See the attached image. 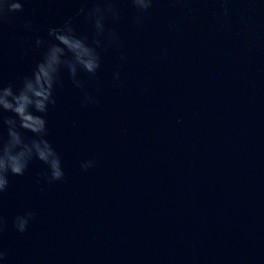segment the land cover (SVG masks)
<instances>
[{
  "label": "water",
  "instance_id": "1",
  "mask_svg": "<svg viewBox=\"0 0 264 264\" xmlns=\"http://www.w3.org/2000/svg\"><path fill=\"white\" fill-rule=\"evenodd\" d=\"M92 6L25 0L0 22L3 83L18 89L56 43L48 29L69 18L92 45L95 29L77 14ZM114 6L96 75L78 70V88L62 67L55 105L36 113L64 179L48 183L33 157L0 194V264H264V0ZM27 211L19 233L13 219Z\"/></svg>",
  "mask_w": 264,
  "mask_h": 264
},
{
  "label": "clouds",
  "instance_id": "2",
  "mask_svg": "<svg viewBox=\"0 0 264 264\" xmlns=\"http://www.w3.org/2000/svg\"><path fill=\"white\" fill-rule=\"evenodd\" d=\"M25 0H0V22H3L11 13L23 12ZM138 14H147L152 8L154 0H129ZM92 7L86 10L79 9L78 15L85 14V18L92 23L95 29L93 44L87 43V37L77 36L69 18L61 27L48 29V35L56 43L47 46L43 59L36 64L30 76L22 79L21 86L17 89L12 84L5 85L0 79V127L7 126V138L0 134V194L4 193L9 184V175L22 176L29 162L35 157L47 165L45 174L48 183L64 179L61 159L52 145L44 138L46 134V120L43 115L48 111L49 105H55L54 88L60 83L61 68H66L76 87L82 88V83L76 79L78 70L82 69L90 76H95L100 68V55L97 52L105 36V21L109 16L119 20V10L114 6L116 0H83ZM227 15V9H224ZM137 23L142 21V16L137 15ZM26 30H31V22L24 25ZM108 43L119 46V36L115 31L107 33ZM45 42L39 37L35 44L39 48ZM123 58V57H122ZM119 80V73L114 74ZM87 102H97L85 92ZM10 112L12 116L5 117L3 113ZM21 129L31 132L35 137L30 142H25ZM94 160L82 162L85 170L94 165ZM34 213L27 211L13 219V226L19 233L27 231ZM6 221L0 216V235L4 232ZM6 259V253L0 247V261Z\"/></svg>",
  "mask_w": 264,
  "mask_h": 264
}]
</instances>
